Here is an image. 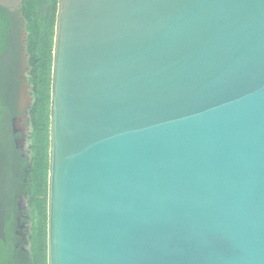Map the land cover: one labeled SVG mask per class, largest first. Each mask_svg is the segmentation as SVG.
<instances>
[{
  "label": "water",
  "instance_id": "obj_1",
  "mask_svg": "<svg viewBox=\"0 0 264 264\" xmlns=\"http://www.w3.org/2000/svg\"><path fill=\"white\" fill-rule=\"evenodd\" d=\"M48 264H264V0H58Z\"/></svg>",
  "mask_w": 264,
  "mask_h": 264
},
{
  "label": "trees",
  "instance_id": "obj_2",
  "mask_svg": "<svg viewBox=\"0 0 264 264\" xmlns=\"http://www.w3.org/2000/svg\"><path fill=\"white\" fill-rule=\"evenodd\" d=\"M58 0H25L16 10L0 7V264H48V184L53 49ZM24 24L29 106L28 156L13 131L18 90V34ZM27 201L21 218L19 201ZM30 223L28 241L19 220ZM26 246V249H23Z\"/></svg>",
  "mask_w": 264,
  "mask_h": 264
},
{
  "label": "rangeland",
  "instance_id": "obj_3",
  "mask_svg": "<svg viewBox=\"0 0 264 264\" xmlns=\"http://www.w3.org/2000/svg\"><path fill=\"white\" fill-rule=\"evenodd\" d=\"M26 34L24 30V24H21V29L18 34L19 43V70H18V90L15 99V108L17 117L13 120V131L18 134L16 144L22 151L23 156H28L29 150V134L31 132V125L29 122V106L32 102L30 94V87L26 81L27 77V53L25 52ZM19 210L21 211V218L28 217L27 201L25 198H21L19 201ZM30 230V223L27 221L19 220L18 234L21 236L24 242H27L28 233ZM26 249V246H23Z\"/></svg>",
  "mask_w": 264,
  "mask_h": 264
},
{
  "label": "flooded vegetation",
  "instance_id": "obj_4",
  "mask_svg": "<svg viewBox=\"0 0 264 264\" xmlns=\"http://www.w3.org/2000/svg\"><path fill=\"white\" fill-rule=\"evenodd\" d=\"M14 111H15V113H16V116L13 118V120H14V119L17 117V115H18L17 112H16L15 103H14ZM13 120H12V121H13Z\"/></svg>",
  "mask_w": 264,
  "mask_h": 264
}]
</instances>
